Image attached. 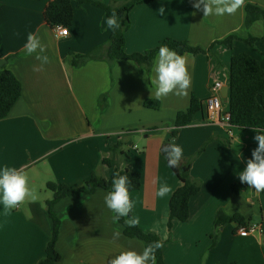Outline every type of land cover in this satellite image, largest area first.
I'll return each mask as SVG.
<instances>
[{"label": "crops", "instance_id": "crops-1", "mask_svg": "<svg viewBox=\"0 0 264 264\" xmlns=\"http://www.w3.org/2000/svg\"><path fill=\"white\" fill-rule=\"evenodd\" d=\"M52 1L0 0V71L12 73L21 85V96L0 120V169H23L39 197L9 211L0 204V264H38L44 258L52 230L45 210V202L52 198L47 183L79 188L92 175L107 180L112 169L101 163L103 159L111 160L113 168L140 176L141 187L131 192L130 218L139 217L138 227L159 237L165 264H264V191L249 186L241 194L231 191L257 147V133L234 128V137L229 138L222 125L206 122L202 109L173 140L170 135L177 113L187 110L192 96L203 102L216 82L221 84L222 107L227 111L231 57L247 54L264 70V45L252 47L244 41L264 34L261 21L244 26L245 5L264 9V0H245L236 14L224 16H204L189 0H155L133 7L125 33L126 54L144 53L171 38L210 48L215 55L184 54L191 77L188 94L160 100L151 83L157 56L148 74L124 60L110 68L105 49L111 30L103 10L90 4L78 6L72 0V24L66 37H57L44 18ZM90 1L115 7L125 2ZM29 33L45 46L50 62L42 67L36 53L26 55ZM230 35L238 37L230 49L214 44ZM96 49L95 60L71 66V55ZM145 101H158L159 108L147 109ZM258 117L264 119V111ZM171 144L183 149L180 164L191 160L189 174L199 192L189 201L188 220L168 230V202L180 186L162 154V147ZM163 183L172 192L161 198L157 191ZM107 192L96 189L53 206L60 222L55 244L60 260L55 264H109L121 251H143V244L125 237L122 226L114 222L115 214L104 202ZM219 212L238 214L256 230L240 237L236 224H229L219 230L212 245ZM116 231L121 232L118 239L113 235Z\"/></svg>", "mask_w": 264, "mask_h": 264}, {"label": "trees", "instance_id": "trees-1", "mask_svg": "<svg viewBox=\"0 0 264 264\" xmlns=\"http://www.w3.org/2000/svg\"><path fill=\"white\" fill-rule=\"evenodd\" d=\"M40 1V0H38ZM78 6L90 4L100 8L105 16L111 15L115 10L122 18L121 28L110 33L106 51L105 60L109 67L116 61L124 60L136 64L143 68L146 73L150 72L153 61L158 54L161 46L167 45L181 55L190 54L196 56L198 54L211 55V49L203 50L198 47H192L186 42L177 41L171 38L164 39L152 50L144 53H125V33L129 27L128 14L130 10L141 4H150L155 0H125L120 6L104 5L101 2L90 0H75ZM193 1V0H189ZM244 26L249 28L253 23L261 21L264 24V9L257 6L247 4L244 7ZM44 18L50 27L61 26L68 28L73 20L72 0H53L44 11ZM238 40L235 35H230L222 41L214 44L222 45L227 49L232 47L234 41ZM248 45L255 44L264 45V34L261 37L249 36L244 40ZM213 44V45H214ZM212 45V46H213ZM96 50L86 55H71L70 64L73 67H79L87 60H95ZM215 58V55H211ZM218 65L216 61L215 66ZM228 96L227 111L229 113V124L237 130H253V128L264 129V119L258 117V114L264 111V70L260 67L259 62L247 54H239L231 57L229 62V70L227 76ZM21 96V85L14 75L8 71H0V120L5 118L13 105ZM143 106L147 109L157 110L159 108L158 101H145ZM202 110V102L197 101L193 96L190 99L189 106L186 111L177 113L174 121V130L170 133L173 140L179 128L191 124L193 116ZM170 144V141L167 142ZM203 148L198 152L200 154ZM197 154V155H198ZM102 164L111 168L110 177L105 179L97 178L92 175L81 187L72 188L64 184L47 183V189L52 193V198L45 202L46 213L51 220L52 230L50 238L45 247L44 258L38 264H55L60 260V255L55 249L60 222L53 212V206L61 199L66 197L79 198L81 195H91L96 189L112 190V180L116 174L128 175L132 181L130 192L136 191L141 187L140 176L128 170H119L113 168V162L103 159ZM170 168V167H169ZM191 160H187L179 164L178 168H170L180 183V186L171 194L168 202V221L167 228L171 230L175 223H184L189 218V201L199 192L198 185L190 178ZM246 183H237L231 187L234 194H241L247 189ZM130 218L124 217L117 221L122 226L123 235L127 238L140 241L144 247L155 241H161L159 237L152 232H143L138 225L129 227L125 224V220ZM229 224H236V229L246 228L247 221L240 215L235 214L227 216L223 212H219L214 221V233L211 235L212 245L218 240L219 230ZM156 264H165L162 256V247L155 252Z\"/></svg>", "mask_w": 264, "mask_h": 264}, {"label": "clouds", "instance_id": "clouds-1", "mask_svg": "<svg viewBox=\"0 0 264 264\" xmlns=\"http://www.w3.org/2000/svg\"><path fill=\"white\" fill-rule=\"evenodd\" d=\"M245 5V0H193V7L203 12L204 16H224L234 15ZM164 12V8L160 9ZM121 16L113 10L107 16L105 23L108 29L116 31L121 28ZM67 34V30H65ZM18 35V34H17ZM26 55L31 56L36 53L35 58L41 62V67L49 63V57L45 54V46L40 38L34 33H29L24 45ZM36 70H40L39 68ZM155 73L151 83L155 86V97L157 100L168 97L169 95L186 96L191 83L187 60L184 55L163 45L159 48L154 63ZM257 134L254 140L257 147L252 151L251 158L247 159L245 168L239 172V180L246 183L249 188L257 192L264 191V129L253 128ZM168 167L178 168L183 158L181 146L171 144L164 149ZM132 181L128 175L116 174L112 180V190L108 191L104 197L107 208L115 215L114 222L121 218L129 217L134 207L131 197L130 187ZM172 188L163 183L160 185L157 195L161 198L168 196ZM35 202L39 197L35 188L30 187L29 177L23 169L4 166L0 169V204L5 211L15 209L27 199ZM227 214H231L228 211ZM139 217L132 216L125 220L129 227L139 224ZM114 238L118 239L121 232H114ZM163 246L162 241H155L146 246L143 251L125 250L113 256L109 264H156L155 252Z\"/></svg>", "mask_w": 264, "mask_h": 264}, {"label": "built area", "instance_id": "built-area-1", "mask_svg": "<svg viewBox=\"0 0 264 264\" xmlns=\"http://www.w3.org/2000/svg\"><path fill=\"white\" fill-rule=\"evenodd\" d=\"M53 30L57 37H66L67 34H65V30H67L68 33V28H63L61 26H54ZM220 89V83L216 82L212 85V87L210 88V96L202 102V109L205 112L206 122H215L222 125V127L225 128L228 137L233 138L234 128L229 124L230 119L228 111L223 110L221 96L219 93ZM255 230L256 227L254 226L246 228L242 227L237 230V233L240 237H246L253 233Z\"/></svg>", "mask_w": 264, "mask_h": 264}, {"label": "water", "instance_id": "water-1", "mask_svg": "<svg viewBox=\"0 0 264 264\" xmlns=\"http://www.w3.org/2000/svg\"><path fill=\"white\" fill-rule=\"evenodd\" d=\"M226 95H227V87H224V93L222 94V97L224 98V97H226ZM169 145H165V146H163L162 147V154H163V156L166 158V153H165V151H164V149L166 148V147H168Z\"/></svg>", "mask_w": 264, "mask_h": 264}]
</instances>
